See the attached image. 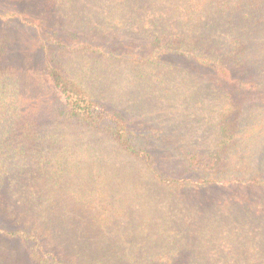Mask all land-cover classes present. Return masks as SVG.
I'll return each instance as SVG.
<instances>
[{
    "label": "trees",
    "instance_id": "1",
    "mask_svg": "<svg viewBox=\"0 0 264 264\" xmlns=\"http://www.w3.org/2000/svg\"><path fill=\"white\" fill-rule=\"evenodd\" d=\"M2 4L0 21L24 30L45 26L52 7L54 46L81 64L60 68L47 52L54 43L42 42L34 72L61 105L43 111L26 78L32 67L6 65L0 38V197L19 216L10 227L0 217V264H17V242L19 264H264V0ZM182 63L224 88L198 87ZM100 77L139 98L185 87L188 112L212 117L220 138L208 155L200 146L181 155L200 181L159 168L153 147L101 104ZM217 183L261 199L201 196Z\"/></svg>",
    "mask_w": 264,
    "mask_h": 264
},
{
    "label": "rangeland",
    "instance_id": "2",
    "mask_svg": "<svg viewBox=\"0 0 264 264\" xmlns=\"http://www.w3.org/2000/svg\"><path fill=\"white\" fill-rule=\"evenodd\" d=\"M2 1L0 0V8L4 7ZM29 6L35 8L34 3H29ZM51 8H48L49 11L46 13V25L39 29L24 30L17 23L10 24V27H8L6 22L0 21V38L5 37L7 39L4 46V56L2 57L5 64L12 67H21V69L32 67L26 78L30 84L35 85L36 89L32 92L35 94L34 100L38 99L37 103L43 111L50 108L52 112H56L61 107L58 97L47 87L42 88L40 86L39 76L34 72L36 63L42 54V42L49 41L53 44L56 41L54 39H59L53 37V29L60 31L61 22L56 16L54 17ZM79 35H82L80 36L82 40H89L90 35ZM54 45L57 44L54 43L53 48L47 50L53 63L58 64L63 69H66V67L70 69L78 68L81 62L73 57L70 51L59 48V45ZM125 48L128 51L132 49V51L140 53L138 46L133 45L131 48L130 44L127 43ZM62 49L63 51H61ZM180 65L178 69L184 74L187 73L193 76L192 80L197 82L198 87L208 90L213 84H218L224 88L222 83L210 72H203L190 64L182 63ZM88 67L93 69L92 64H88ZM101 78L97 80L98 83H95L96 91L101 94V104L107 109L120 112L125 117L128 129L134 132L133 136L139 138L145 145L153 147V151L157 155L159 168L165 174L175 178L196 180L197 182L200 178L197 173L187 170L181 155H186L187 151H192L195 148L198 149V146L203 147L204 153L208 155V152L210 153L214 149L215 142L220 138L218 132L214 131L216 127L211 123L215 121L212 117H208L207 114L198 115L188 112L189 104L184 99L185 96L181 95L185 87L176 83L172 93L162 94L160 87L155 95L139 98L138 93H133L127 85L110 84L108 80ZM234 97H236L235 94ZM208 119L212 121L209 122ZM204 160L211 161L207 158H204ZM198 190L201 196L209 201L219 197H242L246 202L259 203L261 199L259 191L239 184L223 185L217 183ZM6 205H8L7 200L5 195H2L0 197V217L9 223L6 224L8 227H10L9 225L14 226L19 220L17 210L6 211ZM256 207L257 210H255L264 215V204H258ZM14 246H17V264L20 261L24 262L21 256L22 247L18 242Z\"/></svg>",
    "mask_w": 264,
    "mask_h": 264
}]
</instances>
